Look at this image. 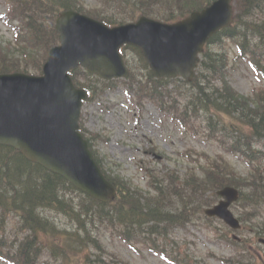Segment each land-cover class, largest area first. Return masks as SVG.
<instances>
[{
  "label": "trees",
  "instance_id": "1",
  "mask_svg": "<svg viewBox=\"0 0 264 264\" xmlns=\"http://www.w3.org/2000/svg\"><path fill=\"white\" fill-rule=\"evenodd\" d=\"M211 1L213 0H171L172 11L175 8L179 10L181 7H185L186 11L179 14L171 13V15L161 14L160 19L169 22L183 18L190 11L203 8ZM242 1H235L237 16H240ZM146 2L154 4L160 3L161 0H146ZM15 4L14 13L19 17L23 7L17 1H15ZM27 4L31 5L30 7L35 6L40 13L32 12L28 23L19 17L25 30L16 33V47L11 46L10 43L5 44V46L0 44V73L28 72L29 70L39 72L47 50L57 43L53 28L54 15L62 9L73 8L82 11V7L77 0H27ZM246 4L254 5L251 16L255 13L264 15V0H246ZM150 14L159 15L157 12H150ZM242 21L243 19H240L237 23ZM259 27H257V30L264 37V27L263 31L259 30ZM223 34L229 37L235 36L233 31L229 30L223 31ZM244 43V40L241 41V48L245 47ZM259 54L258 52L256 56ZM216 55L219 56L214 60ZM254 58L260 67L264 69V61ZM224 59H226L225 54L205 52L199 66L198 75L191 85H195L198 76L201 75V79L207 80L208 83L210 80H218L223 85L221 92L216 90L215 94H221L222 92L235 93L227 87L225 81L224 69L226 66L223 64ZM206 62L208 63L207 66ZM148 80L147 84H160L163 82L150 78ZM190 88L191 86L188 90ZM203 90L206 91L207 89L203 88ZM151 91L153 94L155 93L153 89ZM195 101L199 103L200 100ZM250 102L253 103L252 107H249ZM244 109L249 113L248 116L242 118L236 114L230 118L234 121L228 128V131L232 133L231 137H227V133H223L224 130L221 125L224 123L225 113L223 112L215 114V121L211 117L208 120L207 128L210 129L212 135L216 136L215 133L220 135V139L215 140L221 144L224 150L234 155H242L249 166H253V163L256 164L247 178L239 177L233 166L222 156L213 158L205 156V163L199 167L198 172L189 170L179 178L168 170L163 175L164 178L166 177V184L157 178V184H154L157 195L150 192L139 193L131 189L120 178L113 177L110 180L117 186L118 196L112 204L101 205L88 198H81L78 203L74 204L71 199L68 202L65 201V193L68 190L73 192V190L63 187L64 185L57 175L49 174L37 165L28 163L13 150L0 146V201L2 200L0 206H6L9 211H13L10 210L13 208L20 210L23 220L32 231L36 228L41 230L47 228L44 223L34 225L32 222L44 220L37 214L38 209L43 212H47V210L60 211L73 220L75 232L70 234L60 232L56 236L61 240L68 239L76 242L74 244L76 249L69 248V250L64 249L62 251L69 262L75 261L77 258L72 264H79L78 257L82 250L97 247L95 241L89 239L91 241L89 244L84 240V237L80 238L81 234L83 236L87 235L85 227L87 223H91L92 219L96 217L99 219L98 222L105 223L110 228L118 229L121 237L124 236L130 241H136L144 235L149 237L153 233L159 234L161 231L159 224L161 222L165 224L167 222H178L186 216L189 209L193 210L194 208L196 211H201L204 207L211 206L216 198L215 191L220 190L225 185L240 189L239 200L243 208L258 211L259 208L257 207L264 203V175L260 170L261 160H255L258 156L252 150V146L253 142L263 141L262 132L259 131L258 127L264 128V93L262 95L255 94L254 100H248ZM18 184L23 187V194H17L16 185ZM77 196L82 197L79 194ZM174 201L177 202V207L171 206ZM173 212L176 213L173 214ZM154 215L162 216L163 219L158 221L153 217ZM24 253H26L25 250ZM23 258L26 262L29 255L23 254ZM239 264L249 263L240 261ZM251 264L258 263L254 261Z\"/></svg>",
  "mask_w": 264,
  "mask_h": 264
},
{
  "label": "rangeland",
  "instance_id": "2",
  "mask_svg": "<svg viewBox=\"0 0 264 264\" xmlns=\"http://www.w3.org/2000/svg\"><path fill=\"white\" fill-rule=\"evenodd\" d=\"M83 1L89 7L93 5V0ZM7 10L6 1L0 0V17ZM0 41L3 43L12 41L11 30L1 20ZM251 53L258 54L254 51ZM229 54L227 59L229 71H227L226 77L231 88L247 96L255 88H264V83L251 73L250 67L245 61H232L236 55L232 44ZM131 55V53L129 56L127 55V59L131 61L132 70L130 80H125L128 85L135 82L134 79L137 76V69L132 67ZM167 89L178 93L172 87ZM180 101L182 99H178L176 96L170 102L179 104ZM177 112L183 113L181 109H178ZM166 115L167 111L161 110L160 112L155 105L146 100L143 101V105H138L132 92H129L127 87L120 85L114 90L104 92L93 100L87 101L81 109L80 121L87 131L100 133L109 139L107 144L94 145V150L98 154V159L102 161L103 168L120 175L123 179L131 182L134 187L142 190L148 189L147 175L162 176L164 168L177 173H183L185 168L199 169L201 161L197 154L201 151L208 153V156L218 153L230 162L240 176L247 175L249 166H246L239 157L218 152L217 145L204 138L201 134L203 126L199 120H195L196 116H193L192 113H188L187 118L182 121L186 125L185 129ZM182 117L184 118V115ZM152 147L155 149L154 153L149 150ZM187 150H190V156L186 155L185 151ZM70 197L77 196L70 195ZM261 220L264 222V215L259 221L260 228L263 225ZM18 224L16 218H9L4 233H0V240L2 236L7 239L4 243V247H6L4 251L10 254L16 249L14 228ZM245 232L246 230L239 233L230 231L226 233L224 224L217 219L210 221L202 216L200 218L197 216L194 218L193 224H186L185 227L172 228L171 226L160 237L152 235L145 241L133 242L129 246L118 239L116 234L104 229L100 231L99 235V247L104 255L101 260L99 255L92 258L94 251H90V261L99 259V264H116L113 263L114 259L111 257V255H115V260L120 259L130 264H171L168 259L148 249L155 246L158 250L164 251L167 257L173 256L181 261L178 262L179 264H226L228 259L237 255L235 249L224 241L225 238H231L233 235L250 240L248 243L249 252L240 253V255L252 254L260 259L264 258V244H258V246L254 244L256 239L264 238V236L253 237V240ZM9 246H11L10 249L7 248ZM48 253L42 251L37 264H51ZM0 264L3 263L0 262Z\"/></svg>",
  "mask_w": 264,
  "mask_h": 264
},
{
  "label": "water",
  "instance_id": "3",
  "mask_svg": "<svg viewBox=\"0 0 264 264\" xmlns=\"http://www.w3.org/2000/svg\"><path fill=\"white\" fill-rule=\"evenodd\" d=\"M230 0H217L201 14L195 13L184 23L173 25H157L149 23L148 35L139 40L145 42V54L152 63L153 74L157 77L181 74L186 80L192 76V68L196 62V52L207 36L219 27L227 26L231 19ZM57 22L61 31L62 47L51 50L48 63L44 67L45 77L40 80L26 78L22 75L0 76V143L13 145L24 153L30 161L46 166L53 172L61 174L77 188L100 201H111L113 188L106 183L103 176L92 161L86 145L75 134L76 110L82 94L73 91L65 75V71L81 61L92 72L103 75L104 62L99 55L86 52L85 47L93 46L92 35L95 33L106 39L107 33L99 31L96 26L73 13H63ZM145 26L142 25L146 32ZM99 27V26H98ZM116 37L123 38V30ZM54 61H58L54 62ZM119 74L124 71L119 64ZM155 68V69H154ZM57 93L70 121L57 124L54 134L46 138L45 128L54 115L50 105L53 94ZM70 93L76 99L74 105L69 104ZM45 94H48L44 100ZM64 98L66 99L63 102ZM49 157V158H48ZM225 202H220L205 212L210 216L217 215L231 227L237 228L236 222L227 206L237 199V192L225 187L218 193Z\"/></svg>",
  "mask_w": 264,
  "mask_h": 264
},
{
  "label": "bare ground",
  "instance_id": "4",
  "mask_svg": "<svg viewBox=\"0 0 264 264\" xmlns=\"http://www.w3.org/2000/svg\"><path fill=\"white\" fill-rule=\"evenodd\" d=\"M138 4V6L140 5H145L146 2L144 0H135ZM241 3V12H240V16L236 14V16L233 18L236 21H240V19H252L251 14L254 10V5H247L246 4V0H243ZM145 14H148V8H146L144 10ZM235 22V21H234ZM259 30L263 31L260 27L258 28ZM233 31V30H230ZM233 33L235 34V36L233 37H229L228 35H220L219 37L214 38V40L212 41L213 47H214V53L218 54L219 51L223 48L232 46L236 47L237 44H240L238 35L235 31H233ZM258 39L256 40V43L251 47V50H254V52H259L260 54L258 56L254 55L256 58H258L261 61H264V37L261 36V34L259 33V36L257 37ZM253 40V39H252ZM252 40L247 41L244 43L245 47L249 46L250 43H252ZM257 52V53H258ZM219 55H216L214 57V60H216L218 58ZM225 62V61H223ZM224 64V63H223ZM247 65L249 67H251V65L254 67V69H250L252 74H256V75H264V69L260 67V65L257 63L256 59H253V61L249 63H247ZM225 66V65H224ZM191 88V92H188L185 95L186 99H189L190 101H188L182 108L183 111H197V112H203L204 114L207 115H211V114H216V113H225L227 116L232 117L233 115H238L240 117H245L248 116L249 113L244 109L245 105L247 104L248 100L252 99L254 92L251 91L250 95H242L238 92L235 93H229V92H222L221 94H215L212 92H208L207 90L204 91L203 87H200L199 85H190ZM195 100H200L199 103H195ZM244 109V110H243ZM55 126H57V122L54 121L50 124V127L45 128V137L49 138L54 134V130L53 129ZM259 131H261L262 133V137H263V144L262 145H256L255 147H261L264 150V128L262 127H258ZM253 130V129H252ZM251 130V131H252ZM126 184H128L130 186L131 189L138 191L139 193H147V192H152L154 191L155 186L154 185H148V189L147 190H142L141 188L138 187H134L132 185L131 182L129 181H124ZM17 187V194H23L22 188L19 184L16 185ZM97 211V210H96ZM176 212H173V214H175ZM257 213V211H254V214ZM156 220H162L163 217L162 216H153ZM99 219L96 217L94 219H92V222H98ZM34 225L39 224V223H44L45 225L51 226V222L49 221V219H44L43 221H32ZM73 220H69L68 221V225H73ZM74 229V228H73ZM84 240L87 241V243L90 244V240L95 241L94 236L92 235L91 231H87V235L83 236ZM90 239V240H89Z\"/></svg>",
  "mask_w": 264,
  "mask_h": 264
}]
</instances>
